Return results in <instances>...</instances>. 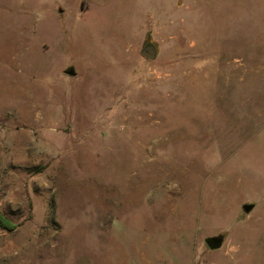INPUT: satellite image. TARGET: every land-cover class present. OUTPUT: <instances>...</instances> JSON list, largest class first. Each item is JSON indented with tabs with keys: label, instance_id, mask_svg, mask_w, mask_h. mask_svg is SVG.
<instances>
[{
	"label": "rangeland",
	"instance_id": "rangeland-1",
	"mask_svg": "<svg viewBox=\"0 0 264 264\" xmlns=\"http://www.w3.org/2000/svg\"><path fill=\"white\" fill-rule=\"evenodd\" d=\"M0 212V264H264V0H0Z\"/></svg>",
	"mask_w": 264,
	"mask_h": 264
},
{
	"label": "water",
	"instance_id": "water-1",
	"mask_svg": "<svg viewBox=\"0 0 264 264\" xmlns=\"http://www.w3.org/2000/svg\"><path fill=\"white\" fill-rule=\"evenodd\" d=\"M142 53L151 58V59H154L156 58L157 54H158V50H157V47L155 44H153L152 42H149L147 43L143 50H142ZM71 74H75L74 71H70ZM255 207V204L254 203H245L243 205V208L244 210L247 212V213H250ZM206 242L208 244V246L212 249H216V248H220L222 245H223V242H224V238L223 236L221 235H218V236H210L206 239Z\"/></svg>",
	"mask_w": 264,
	"mask_h": 264
},
{
	"label": "trees",
	"instance_id": "trees-1",
	"mask_svg": "<svg viewBox=\"0 0 264 264\" xmlns=\"http://www.w3.org/2000/svg\"><path fill=\"white\" fill-rule=\"evenodd\" d=\"M18 226V223L14 222L2 212H0V228L5 230H14Z\"/></svg>",
	"mask_w": 264,
	"mask_h": 264
},
{
	"label": "flooded vegetation",
	"instance_id": "flooded-vegetation-1",
	"mask_svg": "<svg viewBox=\"0 0 264 264\" xmlns=\"http://www.w3.org/2000/svg\"><path fill=\"white\" fill-rule=\"evenodd\" d=\"M147 43H149V41H147V42L145 43V45H146Z\"/></svg>",
	"mask_w": 264,
	"mask_h": 264
}]
</instances>
